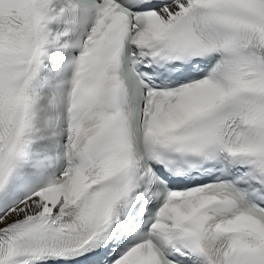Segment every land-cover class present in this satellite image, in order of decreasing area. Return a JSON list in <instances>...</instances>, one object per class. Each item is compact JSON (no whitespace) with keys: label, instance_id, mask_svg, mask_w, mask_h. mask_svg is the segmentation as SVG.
<instances>
[{"label":"snow or ice","instance_id":"obj_1","mask_svg":"<svg viewBox=\"0 0 264 264\" xmlns=\"http://www.w3.org/2000/svg\"><path fill=\"white\" fill-rule=\"evenodd\" d=\"M0 264H264V0H0Z\"/></svg>","mask_w":264,"mask_h":264}]
</instances>
